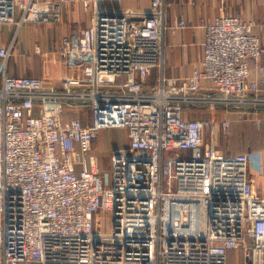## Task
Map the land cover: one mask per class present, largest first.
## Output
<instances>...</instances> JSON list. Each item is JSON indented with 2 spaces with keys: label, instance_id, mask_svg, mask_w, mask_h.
Segmentation results:
<instances>
[{
  "label": "built area",
  "instance_id": "2783aa9c",
  "mask_svg": "<svg viewBox=\"0 0 264 264\" xmlns=\"http://www.w3.org/2000/svg\"><path fill=\"white\" fill-rule=\"evenodd\" d=\"M97 1L88 25L47 52L44 68L63 69L53 79L6 75L13 43L0 47V264H228L231 251L264 264V193L248 153L219 150L205 140L213 120L183 108L261 122L264 78L250 77V63L260 68L263 25L201 17L200 64L174 78L164 74L165 0L148 13ZM56 6L0 0V23L49 22ZM219 126L228 132L230 118ZM121 127L127 144L102 171L98 133Z\"/></svg>",
  "mask_w": 264,
  "mask_h": 264
},
{
  "label": "crops",
  "instance_id": "0c3cea01",
  "mask_svg": "<svg viewBox=\"0 0 264 264\" xmlns=\"http://www.w3.org/2000/svg\"><path fill=\"white\" fill-rule=\"evenodd\" d=\"M58 4L61 16L58 20L39 24L40 28L33 31L28 22L18 29L15 23H0V47L12 46V55L7 61L5 74L8 76H36L55 78L63 69L53 64L44 68L47 52L60 42L62 36L78 30V22L85 21L87 14L81 8L83 0H49ZM164 34V74L168 77H184L192 73L200 64L202 58L203 27L199 23L201 17L211 19L220 13L238 15L245 20H252L263 25L256 27L264 43V0H165ZM98 5L107 11H122L133 9L139 13H148L150 0H98ZM61 18V19H60ZM180 21L185 27H180ZM45 24V25H44ZM88 25V24H87ZM35 32V33H34ZM17 34V35H16ZM19 34L21 40L19 41ZM30 44L28 51L23 50L21 42ZM42 43V45H41ZM38 47L40 53L34 51ZM26 51V53H25ZM32 52L36 58L27 59V53ZM23 57H15V56ZM42 62V64H41ZM250 77L264 78V52L260 68L250 63ZM3 74L0 72V82ZM209 85L208 82H205ZM264 92V88L262 89ZM231 114V113H230ZM234 117L236 114L234 112ZM256 188L264 193V181L257 180Z\"/></svg>",
  "mask_w": 264,
  "mask_h": 264
},
{
  "label": "rangeland",
  "instance_id": "374dc122",
  "mask_svg": "<svg viewBox=\"0 0 264 264\" xmlns=\"http://www.w3.org/2000/svg\"><path fill=\"white\" fill-rule=\"evenodd\" d=\"M81 8L84 13L87 14L85 21L78 22L77 28L85 27L88 24L90 17L93 14L92 0L88 4H84V0L81 2ZM53 9V14L50 15V22L58 20L61 16V11L57 4L56 9ZM55 11H58V18L55 17ZM234 15V14H233ZM237 15V14H236ZM238 16V15H237ZM61 19V18H60ZM47 23V22H44ZM40 22H28L27 26H31L33 31L40 28ZM45 25V24H44ZM35 33V32H34ZM17 35V34H16ZM21 40L19 34V41ZM20 45L24 46L23 50L28 51L30 49V44L28 41L26 43L21 42ZM42 45V43H41ZM25 51V53H26ZM23 57V56H15ZM36 58L41 60L38 56L35 57L32 52L27 53V59ZM42 64V62H41ZM157 74V73H155ZM179 78V77H174ZM264 94V93H262ZM184 113L189 118L202 119V120H213L214 131L213 135L209 134L208 130L204 131L205 140L212 141L215 147L224 153H248L250 172L253 177L254 184L256 185L257 180L264 181V109L255 111L259 117H261V122L259 124L253 122L251 117L240 118L235 109L226 110L224 106H214L210 108L207 105L198 106H187L183 107ZM230 111V113H229ZM236 114V117L233 114ZM228 117L231 121V126L228 132L221 130L219 124L220 119ZM127 131L125 128H111L100 130L96 140V147L94 154L97 155L98 165L102 171H109V155L110 152L116 147H124L127 144ZM114 148V149H113ZM232 264L237 263L231 259Z\"/></svg>",
  "mask_w": 264,
  "mask_h": 264
},
{
  "label": "trees",
  "instance_id": "16d2710c",
  "mask_svg": "<svg viewBox=\"0 0 264 264\" xmlns=\"http://www.w3.org/2000/svg\"><path fill=\"white\" fill-rule=\"evenodd\" d=\"M231 259H233L234 261H237V263H241V256L237 252H234V251L229 252L228 264H232Z\"/></svg>",
  "mask_w": 264,
  "mask_h": 264
}]
</instances>
